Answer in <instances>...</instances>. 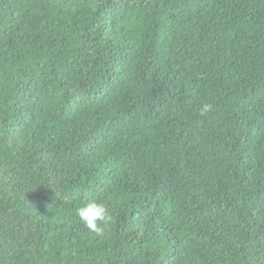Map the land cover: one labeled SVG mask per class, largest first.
<instances>
[{
  "label": "trees",
  "instance_id": "obj_1",
  "mask_svg": "<svg viewBox=\"0 0 264 264\" xmlns=\"http://www.w3.org/2000/svg\"><path fill=\"white\" fill-rule=\"evenodd\" d=\"M0 264H264V0H0Z\"/></svg>",
  "mask_w": 264,
  "mask_h": 264
},
{
  "label": "clouds",
  "instance_id": "obj_2",
  "mask_svg": "<svg viewBox=\"0 0 264 264\" xmlns=\"http://www.w3.org/2000/svg\"><path fill=\"white\" fill-rule=\"evenodd\" d=\"M207 111H209V105L204 104L201 112L203 114ZM76 215L88 230L97 235H103L104 229L102 225H107L113 220L110 209L97 200H89L78 207Z\"/></svg>",
  "mask_w": 264,
  "mask_h": 264
}]
</instances>
